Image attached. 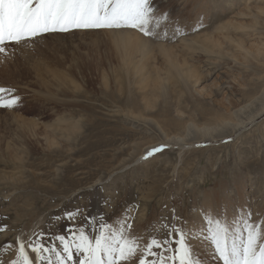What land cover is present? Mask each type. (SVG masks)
Returning a JSON list of instances; mask_svg holds the SVG:
<instances>
[{
	"label": "rangeland",
	"instance_id": "374dc122",
	"mask_svg": "<svg viewBox=\"0 0 264 264\" xmlns=\"http://www.w3.org/2000/svg\"><path fill=\"white\" fill-rule=\"evenodd\" d=\"M153 7L168 15L156 38L130 28L73 29L12 45L0 58V88L20 98L0 108V154L10 145L0 155V226L9 229L0 242L36 232L59 246L56 236L77 227L94 235L101 219L132 224L142 243L160 235L153 225L191 227L202 212L264 221V114L222 141L184 154L167 145L134 164L144 147L183 137L186 125L234 120L259 96L264 0H153ZM122 42L136 46L126 51ZM29 204L34 220L17 223L16 210ZM211 251L203 245L206 264ZM13 258L0 251L5 264Z\"/></svg>",
	"mask_w": 264,
	"mask_h": 264
},
{
	"label": "snow or ice",
	"instance_id": "6c2138e0",
	"mask_svg": "<svg viewBox=\"0 0 264 264\" xmlns=\"http://www.w3.org/2000/svg\"><path fill=\"white\" fill-rule=\"evenodd\" d=\"M167 20L166 13L153 7V0H0V58L8 57L12 45L73 29L130 28L156 38ZM13 92L0 88V108L19 103ZM162 150L153 148L142 158ZM171 219H178L174 212ZM117 223L114 227L101 219L94 235L83 227L69 228L67 237H55L59 246L46 243L43 234L33 233L27 241L17 236L13 242H0V251H13L15 258L7 264H76V258L78 264H206L201 251L207 244L212 250L208 264H264V221L253 223L250 212L231 219L202 212L200 222L191 227L153 225L160 235L149 236L143 243V236L131 235L132 224ZM7 231L6 225L0 226V233ZM0 264L5 261L0 259Z\"/></svg>",
	"mask_w": 264,
	"mask_h": 264
},
{
	"label": "bare ground",
	"instance_id": "6f19581e",
	"mask_svg": "<svg viewBox=\"0 0 264 264\" xmlns=\"http://www.w3.org/2000/svg\"><path fill=\"white\" fill-rule=\"evenodd\" d=\"M122 43L124 44L123 49L126 50V48H128V46L125 45L126 44L125 42H122ZM135 46H136L135 44L134 45H130L128 50H134L133 48ZM257 52H258V50H257ZM258 54L261 56L260 61H264V50L262 52L259 51ZM263 87H264V85H263ZM255 103H257V105H259V106L257 107V105ZM263 114H264V88H262V90L260 91L259 96L256 97L253 101H251V103L249 105L241 107L235 113L231 114V116L235 117L234 120L230 119L229 121H221L222 123H220V122L219 123H211V124L205 125L203 128L195 127L194 125H186L183 128V131H184V136L183 137H172V138H169V141H166L165 144L163 143V145L160 144V145H151V146L144 147L143 151L146 150L144 155H142L140 158L138 157L139 160L137 159V162L135 161L134 164L138 163L139 161L141 162L143 160L142 157H144L146 155V153L148 151H150L151 149H153V148L165 147L167 145H170L171 147L177 146V147H179V150L181 151V153H183L186 149H190L191 150V148L196 147L197 145H195V143L198 144V143H201V142H204V141H213V142L222 141L223 139H227L230 136L232 137L234 135H237L236 133H241L243 129H246L247 126H249L251 123H254ZM18 141L21 143V140H18ZM3 146H4V148L1 151L2 154H0V155L1 156H3L4 154L8 155V152H9L8 149H9L10 145H8V143H7V144H4ZM0 149H2V147ZM16 151H18V149L15 147V153H16ZM22 155H24V154H22ZM3 157H5V156H3ZM17 157L18 158H15L16 161L23 162V159H21L23 156H19V154H17ZM5 164L6 163H3V165H5ZM2 174H5V172H3ZM11 175H9V176L7 175L6 177L12 179L13 177ZM15 179L17 180V178H15ZM17 182H19V181L17 180ZM23 205L25 206L26 204H23ZM32 205L29 204L30 209H28V210H26L25 207H22V206L18 207V209L15 212V216H17L16 217V220H17L16 222L17 223H19V222H21L22 220H25V219H27V220L33 219L35 213H34V208L32 207ZM139 217L140 216H138L137 218H139ZM148 225H149V223H148ZM22 231H24V228H23ZM139 231H138V233H140ZM21 235L22 234H20L19 236H21ZM21 238L23 239L24 237L21 236ZM148 238H149V236H148ZM7 262H8V260L6 261V264H7Z\"/></svg>",
	"mask_w": 264,
	"mask_h": 264
}]
</instances>
